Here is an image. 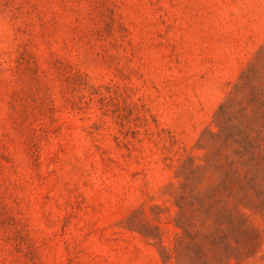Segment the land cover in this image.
I'll use <instances>...</instances> for the list:
<instances>
[{"label":"rangeland","instance_id":"rangeland-1","mask_svg":"<svg viewBox=\"0 0 264 264\" xmlns=\"http://www.w3.org/2000/svg\"><path fill=\"white\" fill-rule=\"evenodd\" d=\"M0 264H264V0H0Z\"/></svg>","mask_w":264,"mask_h":264}]
</instances>
